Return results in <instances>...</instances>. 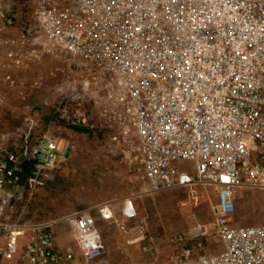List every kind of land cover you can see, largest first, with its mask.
<instances>
[{
	"label": "built area",
	"instance_id": "obj_1",
	"mask_svg": "<svg viewBox=\"0 0 264 264\" xmlns=\"http://www.w3.org/2000/svg\"><path fill=\"white\" fill-rule=\"evenodd\" d=\"M26 1L49 43L97 67L122 91L128 157L144 167L147 192L204 186L217 195L214 230L200 224L179 234L192 246L170 264H264V222H231L241 189L264 191V0ZM61 159L49 137L26 139L20 154L0 146V264L14 261L27 232L24 264H109L93 210L147 250V226L132 197L122 220L112 202L64 218L79 253L59 247L50 224L14 216L26 187L21 161L34 162L26 187L32 199ZM210 235L222 248L203 252Z\"/></svg>",
	"mask_w": 264,
	"mask_h": 264
},
{
	"label": "rangeland",
	"instance_id": "obj_2",
	"mask_svg": "<svg viewBox=\"0 0 264 264\" xmlns=\"http://www.w3.org/2000/svg\"><path fill=\"white\" fill-rule=\"evenodd\" d=\"M10 17L13 24L8 22ZM31 26L33 33L25 34L24 28ZM120 92L97 67L49 43L26 0H0V146L20 154L26 139L35 142L49 137L57 140L62 154L32 199L29 192L18 193L14 216L31 224H50L59 240L79 253L64 218L112 202L122 220L125 201L132 197L147 226V250L141 242L127 243L116 221H106L93 210L107 244L109 264H170L183 259L184 249L192 246L179 242V234H188L200 224L214 230L213 205L218 197L204 186L147 192L144 167L128 157L124 129L129 118L126 124L120 120ZM78 113L84 116L82 122ZM231 222L263 223L264 191L241 189ZM30 237L31 232L21 237L16 256L20 260ZM221 248L210 235L203 252Z\"/></svg>",
	"mask_w": 264,
	"mask_h": 264
},
{
	"label": "trees",
	"instance_id": "obj_3",
	"mask_svg": "<svg viewBox=\"0 0 264 264\" xmlns=\"http://www.w3.org/2000/svg\"><path fill=\"white\" fill-rule=\"evenodd\" d=\"M63 123L68 127L86 131V129H81V128L73 125V123L70 121H63ZM33 170H34V162L33 161H26V160L21 161L20 176H21L22 184L26 187H28V180H29V177L32 175ZM26 187H24L23 191L29 192Z\"/></svg>",
	"mask_w": 264,
	"mask_h": 264
},
{
	"label": "crops",
	"instance_id": "obj_4",
	"mask_svg": "<svg viewBox=\"0 0 264 264\" xmlns=\"http://www.w3.org/2000/svg\"><path fill=\"white\" fill-rule=\"evenodd\" d=\"M0 231H1V229H0ZM57 243H58V246L61 248L71 247V246H68V244L64 243L63 241L59 240L58 237H57ZM3 246H4V241L2 238H0V250H2ZM1 257H2V254L0 253V260H1ZM19 261H20V263H19ZM6 264H8V263L6 262ZM11 264H24V262H23L22 257H21V260L16 257Z\"/></svg>",
	"mask_w": 264,
	"mask_h": 264
}]
</instances>
